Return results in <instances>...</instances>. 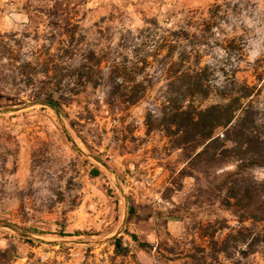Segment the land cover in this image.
<instances>
[{
	"label": "rangeland",
	"instance_id": "374dc122",
	"mask_svg": "<svg viewBox=\"0 0 264 264\" xmlns=\"http://www.w3.org/2000/svg\"><path fill=\"white\" fill-rule=\"evenodd\" d=\"M128 31L144 57L186 32L180 50L212 73L203 106L220 103L218 87L231 80L252 88L264 117V0H0V45L22 58L43 57L67 34L107 51ZM139 59L129 55L128 65L140 69ZM150 61L137 77L146 96L125 110L107 105L103 85L65 100L63 123L41 106L0 115V223L34 236L0 228L11 264H264V222H240L213 203L218 193L210 196L204 177H181L185 158L154 118L169 80ZM4 64L0 52V73ZM32 93L0 79V109ZM126 215L119 238L128 252L117 256L114 240L97 242L114 237Z\"/></svg>",
	"mask_w": 264,
	"mask_h": 264
},
{
	"label": "trees",
	"instance_id": "16d2710c",
	"mask_svg": "<svg viewBox=\"0 0 264 264\" xmlns=\"http://www.w3.org/2000/svg\"><path fill=\"white\" fill-rule=\"evenodd\" d=\"M65 36L58 45H46L44 56L37 58L15 56L7 44L0 45L3 62H7L0 79L9 85L18 83L31 88V101H46L61 112L64 101L80 96L85 86L104 85L107 105L125 110L146 96L150 87L138 83L137 77L148 69L151 59L155 60L165 72L169 86L159 115L154 118L185 158L181 177L199 182L204 177L210 196L218 193L213 203H220L240 222H264V178L253 174L254 169L264 170V117L251 100V87L227 80L218 87L222 101L204 107L212 93V73L208 66L201 67L200 58L196 64L191 62L189 48L180 50L182 43L189 40L186 32L175 33L176 39L146 51L145 57L140 50V36L132 31L122 35L117 47L102 52L85 47L75 34ZM129 55L142 57L140 69L128 65ZM195 57H200L199 53ZM59 236L80 238L77 234ZM134 238L138 241L137 236ZM122 240L112 242L117 256L128 252ZM257 242H261L260 238ZM140 244L142 248L149 246ZM12 261V250L0 252V264Z\"/></svg>",
	"mask_w": 264,
	"mask_h": 264
},
{
	"label": "water",
	"instance_id": "95a60500",
	"mask_svg": "<svg viewBox=\"0 0 264 264\" xmlns=\"http://www.w3.org/2000/svg\"><path fill=\"white\" fill-rule=\"evenodd\" d=\"M37 106H41V107H48L49 109H51L58 117V119L61 121V123H63V115L61 113V111H59L55 106H53L52 104L46 102V101H42V100H36V101H30L29 103H26L25 105H22L20 107H10V108H4V109H0V115L3 114H11V113H17V112H21V111H25V110H29L32 109L34 107ZM68 135L70 136V134L68 133ZM126 202L128 203V198L125 197ZM127 222V215L125 216V219L122 223L121 228L119 229V231L115 234L114 237L112 238H105L102 239L100 241H98L97 243H106L109 242L111 240H115L117 238H119L121 236V231L123 230V228L125 227ZM0 228H9L17 233H19L21 236L23 237H27V238H34V236L30 235V234H26V233H22L20 231H18L17 229H15L14 227L8 226V225H4L2 223H0ZM77 243H81V242H77ZM86 244L90 245L93 243H89L87 242Z\"/></svg>",
	"mask_w": 264,
	"mask_h": 264
}]
</instances>
